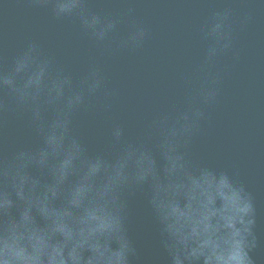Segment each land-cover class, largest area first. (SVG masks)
<instances>
[{
	"label": "clouds",
	"instance_id": "1",
	"mask_svg": "<svg viewBox=\"0 0 264 264\" xmlns=\"http://www.w3.org/2000/svg\"><path fill=\"white\" fill-rule=\"evenodd\" d=\"M95 2L17 0L71 20L95 55L74 74L37 39L6 67L0 54V264H160L142 256L130 235L137 196L163 264H256L252 192L238 170L196 163L190 152L218 102V60L234 50L236 0L212 5L199 26L203 54L179 76V102L140 114L135 137L118 114L121 90L109 85L105 63L142 50L151 30L136 15L140 0H103L122 9L116 13L93 10ZM9 6L0 0V9ZM252 19L243 14L240 27ZM10 121L28 134L11 151Z\"/></svg>",
	"mask_w": 264,
	"mask_h": 264
},
{
	"label": "water",
	"instance_id": "2",
	"mask_svg": "<svg viewBox=\"0 0 264 264\" xmlns=\"http://www.w3.org/2000/svg\"><path fill=\"white\" fill-rule=\"evenodd\" d=\"M0 9V54L4 66L29 39H37L46 51L74 74L86 67L95 47L71 20L56 21L50 9L31 7L17 0ZM223 0H140L136 15L150 28L151 36L142 50L119 53L109 58L105 70L109 85L121 90L118 114L135 137L140 130L139 115L179 102L182 95L179 76L197 64L204 45L199 26L212 5ZM251 6H247V5ZM93 10L122 11L96 0ZM250 13L252 21L241 28L239 18ZM234 50L221 56L217 69L222 81L216 105L208 109L209 119L191 145L194 162L239 171L238 179L252 192L257 209L256 233L260 244L253 252L256 264H264V7L254 0H236ZM123 32V29L121 30ZM10 121L6 129L7 150L17 139H27L26 131ZM85 135L90 130L85 128ZM106 134V129L102 130ZM98 147L96 143L90 145ZM130 235L142 256L159 258L155 227L141 196L130 203Z\"/></svg>",
	"mask_w": 264,
	"mask_h": 264
}]
</instances>
